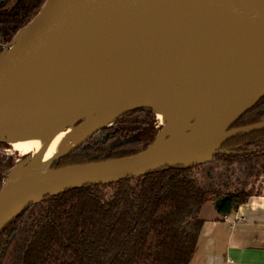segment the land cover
I'll return each instance as SVG.
<instances>
[{
	"label": "trees",
	"instance_id": "obj_1",
	"mask_svg": "<svg viewBox=\"0 0 264 264\" xmlns=\"http://www.w3.org/2000/svg\"><path fill=\"white\" fill-rule=\"evenodd\" d=\"M46 0H0V50L34 18ZM264 121V96L232 124ZM160 126L153 110H127L101 127L52 167L103 161L147 149ZM0 140V188L24 163ZM264 155V129L227 139L215 157L246 161ZM190 166L164 167L135 178L91 184L47 196L0 229V264H189L203 225L202 205L213 195L221 217L251 193L198 184ZM107 188L110 193H107Z\"/></svg>",
	"mask_w": 264,
	"mask_h": 264
},
{
	"label": "water",
	"instance_id": "obj_2",
	"mask_svg": "<svg viewBox=\"0 0 264 264\" xmlns=\"http://www.w3.org/2000/svg\"><path fill=\"white\" fill-rule=\"evenodd\" d=\"M154 30L167 32L168 39L176 35L169 40L174 43H180L181 35L185 44L223 48L245 61L243 73L217 86L211 102L205 96L203 116L212 123L208 135H213L211 142L183 154L155 152L152 147L160 129L147 149L130 156L52 167L59 157L48 167L31 171L21 169L25 162L21 163L0 188V219L10 208L18 207L0 223V229L24 208L47 196L135 178L164 167L198 165L221 151L230 137L264 129V121L231 127L264 96V0H46L30 23L0 50V123L14 114L23 99L44 96L39 92L40 83L57 80L63 62L76 55L96 53L107 38L122 41L129 35L145 36ZM239 96L253 100L222 129L221 103ZM138 107L153 110L148 104H138L123 112Z\"/></svg>",
	"mask_w": 264,
	"mask_h": 264
},
{
	"label": "bare ground",
	"instance_id": "obj_3",
	"mask_svg": "<svg viewBox=\"0 0 264 264\" xmlns=\"http://www.w3.org/2000/svg\"><path fill=\"white\" fill-rule=\"evenodd\" d=\"M167 34L154 30L122 41L107 38L96 53L63 62L57 80L40 83L44 96L23 99L0 123V138L20 154L36 150L26 166L34 168L28 171L43 169L127 108L150 104L164 124L152 150L183 154L206 146L213 135L208 137L212 123L203 116L205 96L211 102L217 86L243 73L245 61L223 48L185 44L181 35L180 43H174L169 40L177 36L168 39ZM151 85L155 93L159 85L180 92V102L143 90ZM252 100L239 96L222 102L220 127L224 129ZM17 210L10 208L0 223Z\"/></svg>",
	"mask_w": 264,
	"mask_h": 264
},
{
	"label": "crops",
	"instance_id": "obj_4",
	"mask_svg": "<svg viewBox=\"0 0 264 264\" xmlns=\"http://www.w3.org/2000/svg\"><path fill=\"white\" fill-rule=\"evenodd\" d=\"M203 225L189 264H264V194L247 201L226 217L205 202Z\"/></svg>",
	"mask_w": 264,
	"mask_h": 264
},
{
	"label": "rangeland",
	"instance_id": "obj_5",
	"mask_svg": "<svg viewBox=\"0 0 264 264\" xmlns=\"http://www.w3.org/2000/svg\"><path fill=\"white\" fill-rule=\"evenodd\" d=\"M154 87L155 85L152 86V88H149V90L148 88H144L143 90H151L152 94L158 95L166 101H169V99H174L175 101H177V103L180 102V92H175L171 89V87L159 85L157 87H161V89L160 91L155 93ZM152 90H154V92ZM152 108L155 112L154 106H152ZM177 109L180 110L179 107ZM157 120L160 129H162V127H164V124L161 123L158 118ZM193 121L194 119H190L188 123ZM74 124L78 123L75 122ZM7 146L9 148L5 150L6 152H16L17 157L24 155L15 151L9 142ZM35 153L36 150H32L29 153H25L28 154V160L25 161V164L21 165V169H23V167H25L23 169L25 171H28L29 169H34L28 168L26 165L27 163H29L28 161L32 159ZM191 175L196 178L199 185L208 189H221L226 191H233L234 189L243 188L251 194H264V155L259 157H253L246 161H228L221 159L220 157L213 156L205 162L194 166L191 170ZM107 193H110L109 188H107ZM213 198L214 196L210 195L207 202L213 205ZM4 264H10L9 255L7 256Z\"/></svg>",
	"mask_w": 264,
	"mask_h": 264
},
{
	"label": "built area",
	"instance_id": "obj_6",
	"mask_svg": "<svg viewBox=\"0 0 264 264\" xmlns=\"http://www.w3.org/2000/svg\"><path fill=\"white\" fill-rule=\"evenodd\" d=\"M4 46H5V44H2L1 48H3ZM223 217H226V215H225V216H223Z\"/></svg>",
	"mask_w": 264,
	"mask_h": 264
}]
</instances>
